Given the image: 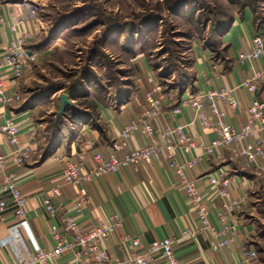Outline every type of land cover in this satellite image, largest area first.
<instances>
[{"label": "crops", "instance_id": "crops-1", "mask_svg": "<svg viewBox=\"0 0 264 264\" xmlns=\"http://www.w3.org/2000/svg\"><path fill=\"white\" fill-rule=\"evenodd\" d=\"M12 0H0V11L7 14L6 3ZM250 16L244 12L243 20L248 23ZM233 25L238 24L237 19ZM230 27V31L232 30ZM26 27L34 34V39L43 31L42 20L38 17L26 23ZM257 33L251 26L246 32L232 36L228 56L229 64L223 66L219 61L214 62L207 47L194 49V74L195 78L187 89L201 91L220 85L229 87L238 86L237 97L240 111L229 114L228 121L237 128L243 126L246 121V108L254 100L264 99L263 81L259 84L256 93H249L240 87V83L248 76L249 67L264 68V58L251 61L247 65H241L236 60V54L241 50L249 49L252 36ZM11 33L7 26L0 28V60L3 57V48L9 42ZM139 75L133 86L124 88V94L114 101H96L95 115L86 111L84 115L73 118L64 117L68 121L67 126L63 124L62 131L55 138H47L44 132L45 121H42L41 112L44 105L53 98H45L43 95L22 96L20 101L11 102L5 106L0 105V122L5 117L13 116L16 120L20 136L27 142L34 154L22 166L18 167L16 173L19 185L27 197V217L29 228L34 241L29 239L27 231L15 227L17 222L12 209H7L0 215V264H15L17 261L28 257L35 246H54L49 229L52 224H60L64 213H72L73 205L79 196V185L64 181L61 175L63 160L61 156L75 159V153L83 151L86 165H95L92 157L96 150L108 154L112 149L113 140L118 136L121 127L142 113L143 94L145 90L151 89L148 82L152 74V65L147 58L139 56ZM29 69V68H28ZM25 71V73L28 71ZM25 75V74H24ZM24 77V76H23ZM22 80V79H21ZM6 85L7 81H6ZM132 88V89H131ZM186 88V87H185ZM7 92L12 93L8 86ZM186 90L170 91L166 93L167 98L163 100V108L154 124L158 126H169L176 123H189L193 117V109L185 107L180 114H173L172 108L177 105ZM91 96H95L88 90ZM186 130L197 143H208L215 134L199 124L193 122L188 124ZM3 150L6 149L4 139L0 135ZM128 147L117 152L121 158L127 149H137L146 143L139 130H136L128 138ZM51 147L49 155L43 158V154ZM198 155L199 162L190 169L189 176L195 179L200 188L208 189L207 174L213 172L221 165H227L230 173H239L245 177L247 184L252 188L256 186L258 174L254 169L246 168L237 171V166L231 158L228 149L219 148L213 154H207L203 148L195 147L185 156ZM184 156V155H183ZM236 161V160H235ZM238 162V161H237ZM241 168H245L239 163ZM251 171V172H249ZM60 184L61 194L51 198V189ZM85 189L90 198L89 203L84 206L81 214H76L78 224L84 229L106 221L110 214L117 213L121 218V226L116 229L112 236L105 242V246L119 258L126 257V247L120 242V236L128 234L130 237H138L143 243L151 242L164 237L178 238L181 231L189 225L199 223L195 210L186 200L184 190L178 182V177L171 169H168L164 159H149L137 165L122 167L117 172L105 173L100 177H92L85 183ZM248 190V191H250ZM240 187L230 188V197L241 194ZM50 195L53 202L59 201L63 210L57 217H48L42 208V201ZM218 204L211 209L210 220L216 227H220L216 219ZM254 206L250 202L238 208V213L246 215L244 211L251 214ZM241 222L238 230V240L233 246L222 247L214 251L209 247L205 237L198 236L197 239L179 238L175 242V254L181 264H221L224 261L244 258V251L253 250L252 242L249 240L255 223L248 216ZM70 254L62 258V262L71 259ZM257 258V257H256ZM254 258V260L256 259ZM251 260L249 264H252ZM153 264H164L162 259H157Z\"/></svg>", "mask_w": 264, "mask_h": 264}, {"label": "built area", "instance_id": "built-area-1", "mask_svg": "<svg viewBox=\"0 0 264 264\" xmlns=\"http://www.w3.org/2000/svg\"><path fill=\"white\" fill-rule=\"evenodd\" d=\"M6 7L7 14L0 11V28L7 26L11 38L5 44L0 60L2 106L21 100L20 81L39 54L38 49L30 46L35 36L26 27L28 21L39 16V2L12 0L6 3ZM251 39L249 49L236 54V60L241 65L264 58V36L257 32ZM248 70V76L239 86L254 94L259 90L260 82L264 80V68L249 67ZM148 82L152 86L143 94L142 113L121 127L108 154L96 150L92 156L95 165L88 166L83 151L76 152L75 159L60 157L63 160L61 175L64 181L79 185V196L72 207V213H64L60 224L50 225L49 232L55 241L54 246H35L28 257L15 264H153L159 258L164 264H181L175 254V242L179 238L205 237L214 251L237 243L238 230L245 219L238 213V208L248 204V190L251 188L247 180L237 172L230 173L227 165H221L207 174L208 189L200 188L188 172L198 164L199 157H187L185 154L195 147L203 148L207 154H213L220 147L226 148L232 160L238 161L245 168L257 170L264 177V99L254 100L246 108L247 122L237 128L228 121V117L229 114L240 111L236 89L238 86L220 85L201 91L186 89L185 95L173 106L172 113L180 114L183 108L191 107L193 117L190 122L158 126L154 124V120L160 114L167 95L154 75L149 76ZM8 86L12 93L7 92ZM193 122L212 131L214 138L208 143H197L186 130L188 124ZM136 130H139L146 143L137 149H127L121 158L118 157L117 152L128 147L127 140ZM0 135L6 146L3 150L0 141V215L7 209H12L17 219L14 226L23 228L27 231L29 239L34 241L27 217V197L20 188L16 173L17 168L32 157L34 149L22 140L13 116L5 117L0 122ZM153 158L164 159L168 169L175 172L199 223L189 225L181 231L178 238L164 237L148 243H143L138 237L123 234L119 239L127 252L126 257L121 259L105 246V242L121 226L119 214H110L106 221L90 229H84L78 224L76 214H81L90 200L84 186L92 177L117 172L122 167L137 165ZM234 187L242 188L243 192L236 197H230V188ZM51 192V198L58 197L61 194L60 184L57 183ZM51 198L48 195L42 201V208L48 217L54 218L63 207L59 201L53 202ZM215 204H218L216 219L220 227H216L210 220L211 209ZM66 254H70L72 258L61 263ZM256 257L255 250H247L244 251V258L224 261L221 264H249Z\"/></svg>", "mask_w": 264, "mask_h": 264}, {"label": "rangeland", "instance_id": "rangeland-1", "mask_svg": "<svg viewBox=\"0 0 264 264\" xmlns=\"http://www.w3.org/2000/svg\"><path fill=\"white\" fill-rule=\"evenodd\" d=\"M36 1L43 31L30 46L39 54L20 86L24 97L44 94V99L53 98L41 112L47 138L57 118L67 126L64 117L69 112L57 115L59 95H68L74 83H79V92L71 98V105L90 111L88 104L110 103L117 98L119 87L137 82L139 56H144L162 91L177 92L195 78L194 49L207 47L212 58L227 66L232 36L246 32L248 26L264 36V0ZM244 12L250 16L248 23L242 21ZM232 17L237 19L235 26ZM234 163L237 171L246 169ZM257 174L256 186L248 191V202L254 208L251 214L244 211V216L255 223L249 237L257 252L252 264H264V177Z\"/></svg>", "mask_w": 264, "mask_h": 264}, {"label": "trees", "instance_id": "trees-1", "mask_svg": "<svg viewBox=\"0 0 264 264\" xmlns=\"http://www.w3.org/2000/svg\"><path fill=\"white\" fill-rule=\"evenodd\" d=\"M174 8H175V6L170 7V9H172V10H174ZM232 21H233V17H232L231 22ZM212 59H213L214 62L218 61V59H216V58H212ZM154 67H155V65H154ZM156 67H158V66H156ZM91 81H92V79H90V78L87 79V83L88 84H90ZM185 89H187V88H185ZM123 90H124L123 87H119V89L116 90V96L119 97V96L123 95L124 94ZM77 92H79V83H74V84L70 85V87L67 90L69 98H75L78 95ZM95 103L96 102H94L93 104L92 103L88 104V107L91 109L89 112L93 113L94 115H95V109H94L95 108ZM63 110L65 112H67V113L69 112L70 117L72 116L73 118H75L77 116H80L82 114H85V112L83 110H80L76 106L71 105V104L65 106ZM62 122H63V120H61L60 118H57L54 121V127L49 132L51 138H55V136L60 131H62V129H63V125H62L63 123ZM49 146L50 145H48V150L43 154V156H42L43 158H45V157H47V155H49L50 150H51V147H49Z\"/></svg>", "mask_w": 264, "mask_h": 264}, {"label": "water", "instance_id": "water-1", "mask_svg": "<svg viewBox=\"0 0 264 264\" xmlns=\"http://www.w3.org/2000/svg\"><path fill=\"white\" fill-rule=\"evenodd\" d=\"M59 98H60V101H59V108H58V113H57V115L58 116H61L62 115V113L64 112V107H65V105H70L71 104V102H72V100H71V98H69V96L67 95V94H65V93H61L60 95H59Z\"/></svg>", "mask_w": 264, "mask_h": 264}]
</instances>
